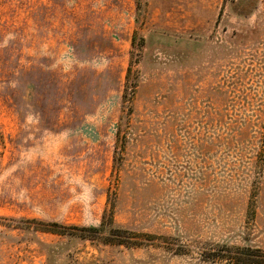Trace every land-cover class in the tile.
Returning <instances> with one entry per match:
<instances>
[{
    "label": "rangeland",
    "instance_id": "rangeland-1",
    "mask_svg": "<svg viewBox=\"0 0 264 264\" xmlns=\"http://www.w3.org/2000/svg\"><path fill=\"white\" fill-rule=\"evenodd\" d=\"M105 213L137 245L49 226ZM243 250L264 251V0H0V264Z\"/></svg>",
    "mask_w": 264,
    "mask_h": 264
},
{
    "label": "trees",
    "instance_id": "trees-1",
    "mask_svg": "<svg viewBox=\"0 0 264 264\" xmlns=\"http://www.w3.org/2000/svg\"><path fill=\"white\" fill-rule=\"evenodd\" d=\"M106 213L103 217V221L100 224L99 227H91V228H78V227H65L62 226L58 223H52L49 224V226H51L52 228H56V229H74V230H78V231H92L96 234H98L100 237L105 236L106 240L105 243H109V244H114V245H126V246H130V245H137L136 242H132V240L134 241V237L131 236L132 232L128 231V230H123L121 228H118L115 226L114 224V220H113V216L110 215V219L109 222L106 223L107 219H106ZM52 233H56V234H61L60 232H58L57 230H52ZM86 239V238H85ZM91 239V238H89ZM247 250H243L242 255H237L235 257H231V260L237 261L238 264L241 263H245V264H264V251L258 250L257 252L261 255H259L261 258L259 259H255V258H251V254L250 253H246ZM249 256V257H247ZM245 257V258H243Z\"/></svg>",
    "mask_w": 264,
    "mask_h": 264
}]
</instances>
